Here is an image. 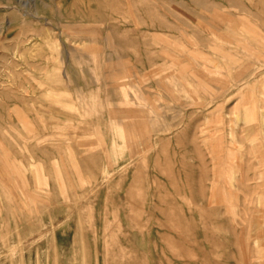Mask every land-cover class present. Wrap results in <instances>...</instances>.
<instances>
[{
  "label": "rangeland",
  "instance_id": "374dc122",
  "mask_svg": "<svg viewBox=\"0 0 264 264\" xmlns=\"http://www.w3.org/2000/svg\"><path fill=\"white\" fill-rule=\"evenodd\" d=\"M0 264H264V0H0Z\"/></svg>",
  "mask_w": 264,
  "mask_h": 264
},
{
  "label": "bare ground",
  "instance_id": "6f19581e",
  "mask_svg": "<svg viewBox=\"0 0 264 264\" xmlns=\"http://www.w3.org/2000/svg\"><path fill=\"white\" fill-rule=\"evenodd\" d=\"M29 42V41H28ZM34 42V41H33ZM46 67V66H45ZM29 88V87H28ZM33 91V90H32Z\"/></svg>",
  "mask_w": 264,
  "mask_h": 264
}]
</instances>
